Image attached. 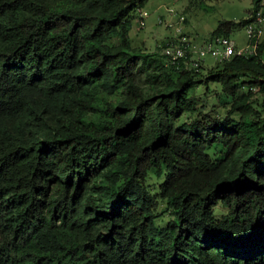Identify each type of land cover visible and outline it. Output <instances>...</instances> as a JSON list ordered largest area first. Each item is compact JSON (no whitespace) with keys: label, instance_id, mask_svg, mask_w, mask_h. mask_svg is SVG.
Wrapping results in <instances>:
<instances>
[{"label":"trees","instance_id":"1","mask_svg":"<svg viewBox=\"0 0 264 264\" xmlns=\"http://www.w3.org/2000/svg\"><path fill=\"white\" fill-rule=\"evenodd\" d=\"M147 2L0 0V264H264V35L207 112L132 46Z\"/></svg>","mask_w":264,"mask_h":264},{"label":"rangeland","instance_id":"2","mask_svg":"<svg viewBox=\"0 0 264 264\" xmlns=\"http://www.w3.org/2000/svg\"><path fill=\"white\" fill-rule=\"evenodd\" d=\"M251 8V0H148L143 7L149 14L144 27L139 25V13L136 11L129 36L135 49L162 55L159 45H163L173 36L174 28L179 25L181 17L184 18L182 26L187 34L208 37L220 21L246 18ZM230 38L235 41L237 48L247 45L244 27L233 30ZM217 63L220 62L215 58L206 57L200 68L202 80L195 93L200 96L199 105L203 106L204 111L215 109L222 113L229 98L221 93L220 85L212 81L207 82L209 91H205L204 82L207 71Z\"/></svg>","mask_w":264,"mask_h":264},{"label":"built area","instance_id":"3","mask_svg":"<svg viewBox=\"0 0 264 264\" xmlns=\"http://www.w3.org/2000/svg\"><path fill=\"white\" fill-rule=\"evenodd\" d=\"M139 13V25L144 27L148 12L143 8ZM184 18L181 17L179 25L175 26L173 36L161 47L162 55L167 64L182 70H197L205 62L207 56L222 62L234 55L254 54L258 43L264 35V0H260L255 9L252 20L244 26L247 45L237 48L230 36L199 37L187 34L182 26Z\"/></svg>","mask_w":264,"mask_h":264}]
</instances>
